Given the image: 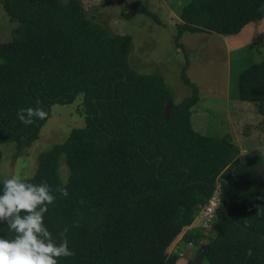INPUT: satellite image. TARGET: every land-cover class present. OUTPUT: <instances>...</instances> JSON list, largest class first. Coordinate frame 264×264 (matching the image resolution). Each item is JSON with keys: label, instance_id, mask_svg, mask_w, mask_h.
Here are the masks:
<instances>
[{"label": "trees", "instance_id": "trees-1", "mask_svg": "<svg viewBox=\"0 0 264 264\" xmlns=\"http://www.w3.org/2000/svg\"><path fill=\"white\" fill-rule=\"evenodd\" d=\"M2 6L20 25L0 40V144L14 142L21 152L38 137L52 104L82 97L85 125L41 152L27 177L67 188V197L53 193L56 204L44 220L57 242L68 228L75 255L58 264H175L180 256L169 246L215 191L221 203L211 224L214 236L202 242L204 232L187 233L195 248L183 247L185 264H264V180L248 168L264 166V159L241 162L227 136L193 129L198 92L184 73L193 92L174 103L159 73L129 67L131 36L88 19L79 0H3ZM263 17L264 0H188L175 40L181 45L185 31L235 34ZM238 94L258 103L264 115V58L240 71ZM37 106L48 113L45 120L19 122L21 108ZM61 155L65 182L58 172ZM6 228L0 225V237L13 238Z\"/></svg>", "mask_w": 264, "mask_h": 264}, {"label": "rangeland", "instance_id": "rangeland-1", "mask_svg": "<svg viewBox=\"0 0 264 264\" xmlns=\"http://www.w3.org/2000/svg\"><path fill=\"white\" fill-rule=\"evenodd\" d=\"M0 0V40H9L19 22L11 20ZM66 1V0H61ZM188 0H79L88 19L98 22L113 33L131 36L128 65L140 74L159 73L172 91V102L179 103L190 96L193 87L185 83L183 74L197 88L198 101L192 108L190 122L201 134L227 136L239 148L241 162L264 159V115L258 103L244 101L238 94V76L242 69L264 58V17L246 24L240 32L223 35L210 31H185L178 45L175 38L182 7ZM147 9L159 21L139 11ZM133 10L132 17L124 13ZM183 67L185 70L183 71ZM264 106V104H263ZM82 97L71 103H56L40 127L38 137L21 152L14 142L0 144V181L12 175L32 176L38 155L61 143L73 128L85 125ZM59 176L67 179L64 156H60ZM199 208L196 218L186 226L168 248L180 258L175 264H185V248L194 249V240L187 233L204 232L206 242L214 236L203 227ZM183 247L184 251H183Z\"/></svg>", "mask_w": 264, "mask_h": 264}, {"label": "clouds", "instance_id": "clouds-1", "mask_svg": "<svg viewBox=\"0 0 264 264\" xmlns=\"http://www.w3.org/2000/svg\"><path fill=\"white\" fill-rule=\"evenodd\" d=\"M16 116L19 122L30 126L37 120H45L48 113L37 106L21 108ZM54 192H59L62 197L68 196L66 187L53 189L46 181L34 184L29 178L18 175L3 181L0 225H7L5 231L14 235L11 239L0 237V264H58L60 258L75 255L66 238L68 228L59 232L57 242L45 225L49 206L56 204Z\"/></svg>", "mask_w": 264, "mask_h": 264}, {"label": "built area", "instance_id": "built-area-1", "mask_svg": "<svg viewBox=\"0 0 264 264\" xmlns=\"http://www.w3.org/2000/svg\"><path fill=\"white\" fill-rule=\"evenodd\" d=\"M221 203L220 195L218 191H215L206 201V203L202 206L201 211L202 215H200V218H202V226L208 228H211V224L215 218L216 210L218 206ZM198 218V217H196Z\"/></svg>", "mask_w": 264, "mask_h": 264}, {"label": "water", "instance_id": "water-1", "mask_svg": "<svg viewBox=\"0 0 264 264\" xmlns=\"http://www.w3.org/2000/svg\"><path fill=\"white\" fill-rule=\"evenodd\" d=\"M170 105H171V100L168 99L164 103V109H163V115L167 119L169 115V110H170ZM249 169L256 170L259 172L261 178L264 180V166L263 165H257V164H250L248 166Z\"/></svg>", "mask_w": 264, "mask_h": 264}]
</instances>
